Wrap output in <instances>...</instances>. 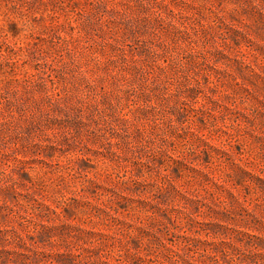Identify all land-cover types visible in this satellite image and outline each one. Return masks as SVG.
Here are the masks:
<instances>
[{
  "label": "rangeland",
  "instance_id": "obj_1",
  "mask_svg": "<svg viewBox=\"0 0 264 264\" xmlns=\"http://www.w3.org/2000/svg\"><path fill=\"white\" fill-rule=\"evenodd\" d=\"M0 264H264V0H0Z\"/></svg>",
  "mask_w": 264,
  "mask_h": 264
}]
</instances>
